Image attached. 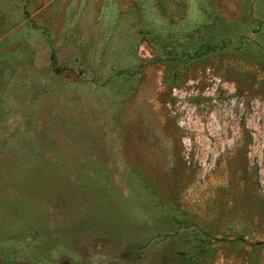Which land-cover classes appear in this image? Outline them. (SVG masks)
<instances>
[{
    "label": "rangeland",
    "instance_id": "obj_1",
    "mask_svg": "<svg viewBox=\"0 0 264 264\" xmlns=\"http://www.w3.org/2000/svg\"><path fill=\"white\" fill-rule=\"evenodd\" d=\"M175 215L264 264V0H0V264H179Z\"/></svg>",
    "mask_w": 264,
    "mask_h": 264
},
{
    "label": "trees",
    "instance_id": "obj_2",
    "mask_svg": "<svg viewBox=\"0 0 264 264\" xmlns=\"http://www.w3.org/2000/svg\"><path fill=\"white\" fill-rule=\"evenodd\" d=\"M145 35L148 39L162 51L164 55H174L176 57V47L169 41L166 36L157 33L154 29H147ZM218 45H210L205 43L203 45V52L207 54L211 48H216ZM53 63L55 62L54 56H52ZM175 233L179 232V240L183 242L185 249L181 253L177 254V260L179 264H204L207 259V244L204 243L203 237L199 236L200 228L198 225L190 219L175 215L174 217Z\"/></svg>",
    "mask_w": 264,
    "mask_h": 264
}]
</instances>
